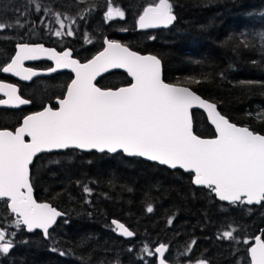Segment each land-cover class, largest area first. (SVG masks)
<instances>
[{
	"label": "trees",
	"instance_id": "16d2710c",
	"mask_svg": "<svg viewBox=\"0 0 264 264\" xmlns=\"http://www.w3.org/2000/svg\"><path fill=\"white\" fill-rule=\"evenodd\" d=\"M158 1L112 0L113 7L125 11V17L106 20L107 0H35L34 4L0 0V19L14 23L19 16L25 25L5 29L0 43L11 49L19 43L69 49L82 63L101 50L104 39L114 40L138 54L160 59L165 83L189 87L215 103L231 123L264 135V40L260 36L264 33V0H170L176 16L170 28L136 31L143 8ZM35 4L41 6L40 13L34 11ZM55 13H61V19L69 17L64 23L73 28L72 36L54 34L61 30ZM7 59L8 55L0 56V65ZM189 79L201 83L189 84ZM95 84L112 90L129 81L115 72ZM31 89L25 115L37 111L39 100L54 95L61 98L65 84L50 78ZM0 115V129L10 131L22 118L19 113ZM191 115L194 134L212 138L204 117L198 112ZM29 175L36 202L50 204L65 219L58 220L46 240L37 232L20 230L16 241L27 243H18L7 257H0V264H156L155 257L147 256L142 248L148 245L153 251L160 244L168 246L167 264H188V257L181 253L192 241L194 261L248 264V244L258 234L264 240V205L220 204L208 190L193 188L190 175L139 159L58 152L37 157ZM84 186L91 189L90 195ZM148 206L153 208L151 213ZM0 218L5 227L15 226L4 201H0ZM113 220L132 231L134 238L116 236ZM230 225L237 229L236 240L220 239ZM52 247L66 255L52 252Z\"/></svg>",
	"mask_w": 264,
	"mask_h": 264
},
{
	"label": "snow or ice",
	"instance_id": "6c2138e0",
	"mask_svg": "<svg viewBox=\"0 0 264 264\" xmlns=\"http://www.w3.org/2000/svg\"><path fill=\"white\" fill-rule=\"evenodd\" d=\"M26 3L34 4L35 0H26ZM173 7L170 0H159L154 6L144 7L138 17L139 28L171 25L176 20ZM34 11L40 13L41 6L35 4ZM114 16L123 19L125 11L113 7L112 0H107L105 18L112 20ZM55 19L64 30H55L57 37L74 34L71 25H65L61 19V13H55ZM24 26L19 16L14 23L0 19V33ZM260 36L264 40V33ZM104 43L107 47L85 63L73 59L71 51L57 52L42 44L19 43L11 62L7 66L0 65L4 73L30 80L37 73L24 68L23 62L47 54V58L56 63L51 72L71 68L75 73V78L66 86V95L58 98L57 109L44 107L42 111L25 116L22 125L14 131L0 130V197L10 200L7 207L17 217L14 227L0 224V257H7L18 243H27L15 239L22 230L21 225L28 232L40 229L44 237L49 238V229L57 217L64 215L48 203H37L30 183L29 171L34 157L54 149L121 152L129 157L145 158L191 173L195 185L215 193L220 201L231 205H264V135L231 123L217 110L215 103L202 99L189 87L165 83L161 60L156 56L139 55L114 40L106 39ZM109 68L126 69L134 82L116 90L97 87L94 83L96 77ZM188 83L201 81L189 79ZM0 92L7 97L0 99V105L18 107L31 103L17 95L15 85L0 83ZM194 106L206 110L208 119L215 126L217 135L214 139H202L194 134L190 114ZM25 137H30V141ZM83 190L91 194L87 186ZM147 211L151 213L152 206H148ZM112 223L121 235L134 236L118 221ZM168 223L171 224L172 220L169 219ZM229 229L222 231L219 238L236 240L234 232L237 229L231 225ZM194 244L192 241L186 246L181 255L188 257V264H209L206 259L193 260ZM50 250L60 256L66 255L57 247ZM167 251L166 244H160L154 251H150L148 245L142 248L147 256L158 255V264H167ZM250 253L251 264H264V240L256 237ZM140 259L146 258L141 256Z\"/></svg>",
	"mask_w": 264,
	"mask_h": 264
},
{
	"label": "water",
	"instance_id": "95a60500",
	"mask_svg": "<svg viewBox=\"0 0 264 264\" xmlns=\"http://www.w3.org/2000/svg\"><path fill=\"white\" fill-rule=\"evenodd\" d=\"M157 3H159V1L156 2L155 4H157ZM155 4H152V5H149V6H154ZM146 7H148V6H146ZM142 12H143V10H142ZM142 12H141L140 14H142ZM138 17H139V16H138ZM174 22H175V21H173V23H172L171 25L167 26V27H164V26H158V27H154V28L141 29V28H139L138 18H137V19H136V22H135V28H136V31H140V32H148V31H156V30H166V29L170 28V27L174 24ZM105 40H106V39H104V40L102 41V49H101L100 51H103L104 48L107 47V45L104 43ZM45 48H46V47H45ZM49 49H51V48H49ZM16 50H17V48H15V51H16ZM63 51H70V50H68V49H64ZM63 51H62V52H63ZM100 51H99V52H100ZM99 52H98V53H99ZM98 53H96L95 55H97ZM14 55H15V52H14L13 56H14ZM95 55H94V56H95ZM139 55H141V54H139ZM146 55H148V54H146ZM94 56H93V57H94ZM93 57H91L90 59H92ZM72 58H73V57H72ZM73 59H74V58H73ZM90 59H89V60H90ZM37 60H45V61H48V62H50V63L52 64L53 68L56 67L55 60H50V59H48V58H47V54H41V57H40L39 59H36V60H26V61L23 62V64H24V63H29V62H34V61H37ZM87 61H88V60H87ZM87 61H85V62H87ZM10 62H11V61H10ZM10 62H9V63H10ZM85 62H82V63H85ZM6 66H7V65H6ZM161 69H162V68H161ZM62 71L67 72V73H69V74L71 75V81H72V79L75 78V73L71 70V68H58L55 72H51V71H49V72H47L46 74H51V73H56V72H62ZM114 72H119V73L124 74V75L126 76V78L129 80V82H130L129 85L124 86V87H128V86H130L131 83L134 82L133 79H132V77L128 75L126 69H115V68H109L106 72H103V71H102V72L96 77V80L94 81V83H96L97 80H99L101 77H103V76H105V75H107V74H110V73H114ZM0 74H2V75H9V76L14 77L15 79L23 80V79H21V77H19V76H16V75H14V74H12V73H4L2 70L0 71ZM40 75H43V74H42V73H37V75L33 76L32 78L37 77V76H40ZM32 78H31V79H32ZM24 81H29V80H24ZM71 81L69 82V84L71 83ZM0 83H2V82H0ZM175 86H176V85H175ZM179 87H181V86H179ZM119 88H120V87H119ZM116 89H118V88H116ZM116 89H112V90H116ZM65 95H66V90H65V93H64L63 97H64ZM0 96L3 97L4 99H7V97L4 96L3 92H0ZM63 97H62V98H63ZM53 104L55 105L54 110L57 109V108H58L57 100H56L55 102H53ZM29 105H30V103L27 104V105H20V106H18V107H10V106L0 105V108H5V109H18L19 107H29ZM47 106H48V105H46L45 107H47ZM42 110H43V109H41V110H39V111H42ZM37 112H38V111H37ZM192 112H198V113H200V114L204 117L205 123L208 125L209 128H211V130H212V132H213V137H212V138H202V139H214V138L216 137V135H217V134H216V131H215V126H214V125L211 123V121L208 119V116H207V112H206V110L194 106L192 109H190V114H191ZM31 114H33V113H31ZM29 115H30V114H29ZM22 123H23V119L20 121V124H19L17 127L21 126ZM238 127H243V126H238ZM14 130H15V129H14ZM14 130H13V131H14ZM25 140H26V141H30V137H25ZM68 150H74V151H77V152H79V153H84V154L95 153V154H107V155H110V156H111V155H115V154H121V155H122L123 157H125V158L139 159V160H141V161H143V162H147V163H149V164H154V165H157V166H159V167H162V168H164V169H166V170H168V171H170V172H172V171H179V172H181V173H183V174L190 175V176H191V178H190V184H191V186H192L193 188H195V189L208 190L207 188H205V187H203V186H197V185H195V184L192 182L193 175H192L191 173H188V172L184 171L183 169H179V168H177V169H171V168H169L168 166H165V165H159L157 162L148 161V160L145 159V158H141V157H129V156H127L126 154H123V153H121V152H117V153H107V152L100 153V152H98V151H96V150H79V149H68ZM62 151H66V150H55V149H54V150H52L51 152H42V153H38L37 156L34 157V159L37 158V157L40 156V155H43V154H50V153L62 152ZM31 166H32V165H30V167H31ZM209 191H210V190H209ZM210 194H211V196L214 198V200H215L216 202H218V203H220V204H223V205H227V206H230V205H231V204H229V202H227V201H220L219 198L216 197L215 193L210 192ZM33 198H34V197H33ZM0 201H5V202H6V209H7L8 214H9L10 216H12L13 219H17L16 214L11 213V209H10V207H7V205H9V204L11 203L10 200H8V198H5V197H0ZM243 205L246 206V207H257V206H259V205H256V204H253V205L243 204ZM59 219H65V216L62 215V216H60V217H57L56 223H55V224L49 229V232L55 227V225L57 224V222H58ZM111 226L114 228L116 236H118V237H120V238H122V239H130V238H132V237H126V236L121 235L120 232L117 230V226H116L115 224H113L112 222H111ZM21 228H22V230H23V232H24L25 234H31V233L37 232V233H39V234L41 235V237H42L43 240H46V239H47V238L44 237L43 232H42V230H40V229H36V230H34V231H32V232H28L25 226L21 225ZM256 237H261V235H260V234L256 235V236L252 239V241L250 242V244H249V246H248V248H247V250H246V255H247L248 264H251V253H250V248L253 247V246H255V238H256ZM155 260H156V263L158 264V260H159L158 255L155 257Z\"/></svg>",
	"mask_w": 264,
	"mask_h": 264
},
{
	"label": "flooded vegetation",
	"instance_id": "af4514ba",
	"mask_svg": "<svg viewBox=\"0 0 264 264\" xmlns=\"http://www.w3.org/2000/svg\"><path fill=\"white\" fill-rule=\"evenodd\" d=\"M16 45H13V48L11 49L9 46H5L4 44L0 43V56L4 57V56L8 55V59L5 61V63L2 66H5L6 63L8 61H10V58L12 57V55L15 51ZM24 67L29 68V69H33V70H37V71H41L42 73H46V72L50 71V69L52 68V65L50 62L38 61V62L26 64V65H24ZM50 78H53V80L61 79V82L63 84H65V87L69 82V78L67 77L66 73H56V74H51V75H43V76H41L39 78H35L33 80L30 79L29 81L18 80L12 76L0 74V82L15 85L17 87V90H18L17 95H20L21 98H24V99L28 98V94H30V91L32 90L31 89L32 86L38 85L41 83V81H45V79H50ZM48 81H50V80H48ZM41 85H43V84H41ZM63 93H64V90H63ZM63 93H62V95H63ZM62 95H61V97H62ZM0 99H3V98L0 97ZM57 99L58 98H56L54 95V96H51L50 98H48L47 100H39L38 103H39L40 107L36 110H40L46 105L50 106V104L54 107L53 101H55ZM29 108H30V106L29 107H19L18 109H2V108H0V112H6V114L8 113V114H15V115H17V113H19L20 117H24L27 109H29ZM0 119H1V115H0ZM14 125H15V123H14Z\"/></svg>",
	"mask_w": 264,
	"mask_h": 264
},
{
	"label": "rangeland",
	"instance_id": "374dc122",
	"mask_svg": "<svg viewBox=\"0 0 264 264\" xmlns=\"http://www.w3.org/2000/svg\"><path fill=\"white\" fill-rule=\"evenodd\" d=\"M113 228V227H112ZM114 229V228H113ZM115 231V230H114ZM116 235V234H115ZM134 238V236H132V238H130V239H133ZM122 239V238H121ZM130 239H123V240H130Z\"/></svg>",
	"mask_w": 264,
	"mask_h": 264
}]
</instances>
